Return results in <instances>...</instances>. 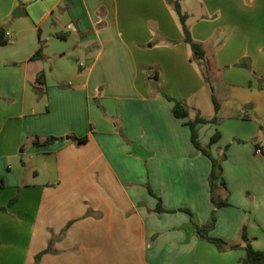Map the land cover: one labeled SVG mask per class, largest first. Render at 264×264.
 Instances as JSON below:
<instances>
[{
    "label": "crops",
    "instance_id": "crops-1",
    "mask_svg": "<svg viewBox=\"0 0 264 264\" xmlns=\"http://www.w3.org/2000/svg\"><path fill=\"white\" fill-rule=\"evenodd\" d=\"M0 26V204L34 206L26 236L21 211L0 212V264H35L50 244L38 264H240L243 230L264 251V0H0ZM212 93L219 122L198 132L204 146L219 133L225 157L230 206L209 236L240 247L224 253L196 231L211 161L167 99L210 120Z\"/></svg>",
    "mask_w": 264,
    "mask_h": 264
},
{
    "label": "trees",
    "instance_id": "trees-1",
    "mask_svg": "<svg viewBox=\"0 0 264 264\" xmlns=\"http://www.w3.org/2000/svg\"><path fill=\"white\" fill-rule=\"evenodd\" d=\"M174 9L179 16L180 23L182 25L183 33H184V41L188 43L192 49L193 54L199 58L203 59L205 56L204 49L202 46L194 41L192 38L190 31L187 27L186 21H187V16L182 12L181 6L178 2L174 3ZM9 43L8 35H7V29L4 26H0V46H5ZM43 58V55L41 53V50H39L32 58L31 60H36ZM240 66L248 67L245 63H241ZM148 72H150V76L153 79H157L159 72L156 69L153 68H148ZM212 102L214 105V110H215V117L208 120L200 113H197L194 119H190V108L184 101L176 100L170 97H167V99L173 103V108H172V113L177 119L181 120H186L184 123L185 126H187L190 130V138H191V143L198 151L200 154L203 156L207 157L211 161V170L210 174L208 177V182H209V188H210V196H211V203L213 205V211L212 215L210 217V220L208 223L202 226H196V231L198 236L200 238L214 244L217 248V250L221 253L227 252L229 250H235L240 247V245H229L225 241L219 239V238H214L209 236L210 232L215 228L216 222H217V217H216V212L217 210L221 208H226L230 206V203L228 201V190L226 188L225 181L223 179L222 173V161L224 160V156L221 158H214L212 153H211V146L217 142L219 139L220 135L219 133H216L210 143L207 146H204L199 138V132H198V126L199 125H206V124H218L219 119H218V114L220 111V104L218 103V100L216 99L215 95L212 93ZM76 142L79 145L86 144L88 142V138H76ZM31 143L34 146H43V145H48L50 143V140L48 138L43 139L40 136H34L31 138ZM0 188H2V185H0ZM149 193L156 197L158 199V207H157V212H163V209L161 207V199L156 196V194L152 191V189L149 187L148 188ZM17 201L16 198H13L12 201L9 203L8 206H3L0 204V212L6 213L8 209ZM183 212H186L189 214L191 217L192 213L189 212L188 210H182ZM242 241L245 243V255L240 259V264H264V251H258L254 249L251 245V239L248 238L246 235L245 230H243L242 235H241ZM50 247L38 255L35 258V264H38L40 261V258L43 254L49 253L52 251Z\"/></svg>",
    "mask_w": 264,
    "mask_h": 264
},
{
    "label": "rangeland",
    "instance_id": "rangeland-1",
    "mask_svg": "<svg viewBox=\"0 0 264 264\" xmlns=\"http://www.w3.org/2000/svg\"><path fill=\"white\" fill-rule=\"evenodd\" d=\"M68 46L71 48V50H73V48L75 47V44L73 43V40H69V44H68ZM79 60H81V61H83V64L85 65L86 64V62H85V58H84V54L82 53V54H80L79 55ZM75 59H77V57H75ZM73 61V60H72ZM75 61V60H74ZM81 61H78V65L80 64V62ZM75 62H77V61H75ZM86 66V65H85ZM220 99V98H219ZM97 104V103H96ZM51 138V137H50ZM50 140V139H49ZM5 196L7 195V194H4ZM7 196H10V195H7ZM6 198V197H5ZM13 198H16L17 199V201L10 207L11 209H13V211L14 210H19V211H21V213H20V216H25L24 218V224H25V227H24V229H22V232H23V235L24 236H26L27 235V233H28V226H29V224H30V221H31V216L33 215V212H34V206H33V204H30V205H28L27 207H26V205H25V203H24V201H19V197H18V195L16 194L14 197H10L9 199H7L8 201L7 202H5L4 203V205L3 206H8L9 205V203L12 201V199ZM212 207H213V205H212ZM214 209V208H213ZM23 210H24V212L26 211V214H24L23 213ZM213 211V210H212ZM211 215H212V213H211ZM192 216H193V213H192ZM216 217H217V212H216ZM209 222V221H208ZM244 229V228H243ZM259 251V250H258Z\"/></svg>",
    "mask_w": 264,
    "mask_h": 264
},
{
    "label": "water",
    "instance_id": "water-1",
    "mask_svg": "<svg viewBox=\"0 0 264 264\" xmlns=\"http://www.w3.org/2000/svg\"><path fill=\"white\" fill-rule=\"evenodd\" d=\"M20 13H22V11H21V9H16L15 10V12L13 13V15L15 16V17H20L21 15H20ZM154 84L155 83H153V86H154ZM66 139L67 140H70V141H72V142H76V137H73V136H68V137H66ZM57 139L56 138H54V137H51L50 138V141H52V142H54V141H56Z\"/></svg>",
    "mask_w": 264,
    "mask_h": 264
},
{
    "label": "built area",
    "instance_id": "built-area-1",
    "mask_svg": "<svg viewBox=\"0 0 264 264\" xmlns=\"http://www.w3.org/2000/svg\"><path fill=\"white\" fill-rule=\"evenodd\" d=\"M81 67H83V65H81ZM264 152V149H257L256 150V153L258 154H262Z\"/></svg>",
    "mask_w": 264,
    "mask_h": 264
}]
</instances>
